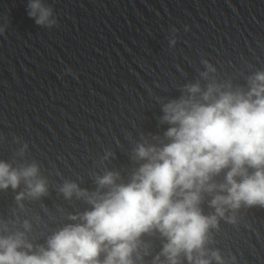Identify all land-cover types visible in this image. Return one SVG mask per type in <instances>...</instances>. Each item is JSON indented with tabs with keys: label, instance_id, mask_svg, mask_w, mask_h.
Listing matches in <instances>:
<instances>
[{
	"label": "water",
	"instance_id": "1",
	"mask_svg": "<svg viewBox=\"0 0 264 264\" xmlns=\"http://www.w3.org/2000/svg\"><path fill=\"white\" fill-rule=\"evenodd\" d=\"M28 2L0 0V160L17 169L37 164L47 193L26 196L21 208L23 181L0 190V230L25 231L27 220L34 246L91 208L75 194L66 199L65 182L94 192L107 171L130 181L143 163L136 146L158 143L168 127L159 122L161 104L186 83H205L204 61L216 69L210 76L245 90L264 71V0H43L51 27L28 16ZM213 195L203 194L206 215L215 211ZM226 215L236 222L221 219L207 247L225 264H264V208ZM143 240L148 255L137 264H152L166 240Z\"/></svg>",
	"mask_w": 264,
	"mask_h": 264
},
{
	"label": "clouds",
	"instance_id": "2",
	"mask_svg": "<svg viewBox=\"0 0 264 264\" xmlns=\"http://www.w3.org/2000/svg\"><path fill=\"white\" fill-rule=\"evenodd\" d=\"M27 12L37 25L56 23L43 0H29ZM203 63L205 83H186L178 97L161 104L159 122L168 127L162 138L154 137L158 143L136 146L134 159L143 163L128 183H117L120 174L113 171L96 177L94 192L65 182L60 189L65 198L75 194L91 208L69 215L79 222L52 234L46 246L27 241V220L25 231L5 235V226L0 264H137L148 255L140 253L143 238L153 233L166 243L152 264H183L181 257L187 264H225L218 249L207 247L211 230L221 219L236 222L229 211L264 208V71L250 75L245 90L210 76L216 69ZM22 181L27 191L15 197L21 208L26 196L47 193L37 164L17 169L0 160V190H16ZM204 193H214L211 215L200 206Z\"/></svg>",
	"mask_w": 264,
	"mask_h": 264
}]
</instances>
